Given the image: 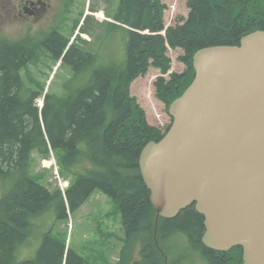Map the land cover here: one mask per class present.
Segmentation results:
<instances>
[{
	"label": "trees",
	"instance_id": "obj_1",
	"mask_svg": "<svg viewBox=\"0 0 264 264\" xmlns=\"http://www.w3.org/2000/svg\"><path fill=\"white\" fill-rule=\"evenodd\" d=\"M253 2L189 0L188 18L167 28L160 0H121L114 17L105 14L117 23L104 22L105 35L95 34L93 18L86 17L81 31L96 36L94 51L77 43L69 48V39L57 31L47 35L42 42L47 55L58 63L66 54L60 67L71 77L65 95L45 96L42 111L35 104L40 94L36 83L21 74L36 50L0 47V264H89L50 232L42 236L31 261L18 262L16 253L28 245L34 219L55 208L56 219L67 221L68 212H77L96 191L114 200L122 213L124 248L117 264H184L191 254L177 258L173 252L187 239L206 264H243L240 247L219 252L203 245L204 218L195 205L174 219L157 216L139 159L143 148L159 142L170 125H151L131 97L130 85L145 73L150 59L162 75L168 74L170 49L182 51L185 71L154 84L168 110L193 82L198 50L239 45L242 37L264 31V16L249 13ZM117 31L124 36L123 59L112 45L109 49ZM61 150L66 152L59 171L69 187L51 191L31 174L32 154L49 160L51 152ZM137 246L140 257L135 260L131 254Z\"/></svg>",
	"mask_w": 264,
	"mask_h": 264
},
{
	"label": "water",
	"instance_id": "obj_2",
	"mask_svg": "<svg viewBox=\"0 0 264 264\" xmlns=\"http://www.w3.org/2000/svg\"><path fill=\"white\" fill-rule=\"evenodd\" d=\"M193 67L169 130L139 159L150 202L169 220L195 205L207 248L264 264V31L198 50Z\"/></svg>",
	"mask_w": 264,
	"mask_h": 264
},
{
	"label": "rangeland",
	"instance_id": "obj_3",
	"mask_svg": "<svg viewBox=\"0 0 264 264\" xmlns=\"http://www.w3.org/2000/svg\"><path fill=\"white\" fill-rule=\"evenodd\" d=\"M121 0H51L54 14H48V19L43 24H30L25 21L13 19L11 13L14 6L20 0H0V40L22 42L27 44L32 50H36L34 59L29 63L26 70L28 79L36 83V89L41 92V97L37 100V105L42 106L45 94L52 96H63L69 86L71 72L60 67L48 54L42 45L46 32L57 31L64 37H68L69 42H75L81 47L97 50V38L92 35H77L79 27L87 16L93 18V31L95 34L105 35L107 16L114 17L120 6ZM249 5V13L252 16L262 18L264 16V0H253ZM165 7L164 22L167 26L176 25L187 19L190 13L188 7L189 0H160ZM91 10L92 14H88ZM95 10V11H94ZM94 12V13H93ZM86 42L87 44H85ZM114 49L117 57H124V36L121 31L113 34V40L109 44V49ZM38 50V53H37ZM184 53L179 50H170L172 68L166 75L154 67L149 60V65L144 74L139 76L130 85V94L134 102L146 112V117L151 125L162 128L168 126L172 120L169 116L165 103L156 96L155 82L164 77L169 79L171 73L181 74L186 66L179 58ZM108 55L111 56L110 50ZM66 151H59L56 155L51 152L50 160H42L40 154H32L31 174L42 185L51 191L59 187L65 190L69 182L63 181L59 173V159H63ZM59 155V156H58ZM67 185V186H66ZM52 208L41 217L34 219V226L28 245L20 247L16 253L17 261L20 263L31 261L39 252L42 244V236L48 232L53 237L66 242L89 264H117L120 262V254L124 248V229L122 213L114 200L100 191H96L90 199L82 205L79 210L72 215H68V220L56 219L57 213ZM140 248L135 247L132 252L134 259L139 258ZM129 250L126 255L128 256ZM184 264H206L200 255L191 250L188 240L181 242L175 257L189 255ZM131 264V263H130Z\"/></svg>",
	"mask_w": 264,
	"mask_h": 264
},
{
	"label": "flooded vegetation",
	"instance_id": "obj_4",
	"mask_svg": "<svg viewBox=\"0 0 264 264\" xmlns=\"http://www.w3.org/2000/svg\"><path fill=\"white\" fill-rule=\"evenodd\" d=\"M51 0H20L19 4L14 6V9L11 13L13 19L21 20L25 23L34 24H43L44 20L48 19V14H54L53 4ZM55 31H48L46 34L51 35ZM26 46L22 42H12L6 40H0V47L2 46H15L23 47ZM23 71H21V74ZM24 75V74H23Z\"/></svg>",
	"mask_w": 264,
	"mask_h": 264
},
{
	"label": "bare ground",
	"instance_id": "obj_5",
	"mask_svg": "<svg viewBox=\"0 0 264 264\" xmlns=\"http://www.w3.org/2000/svg\"><path fill=\"white\" fill-rule=\"evenodd\" d=\"M66 53V52H65ZM145 148V147H144ZM143 148V149H144ZM67 186V185H66ZM203 237H204V235L202 236V239H201V241H202V243H203ZM188 240V239H187ZM188 242H189V240H188ZM189 245H190V243H189ZM204 245V244H203ZM176 250H178V247L177 248H174V252H173V255H175V252H176ZM139 257H140V254L138 255ZM65 261H66V257H65ZM65 263V262H64Z\"/></svg>",
	"mask_w": 264,
	"mask_h": 264
}]
</instances>
